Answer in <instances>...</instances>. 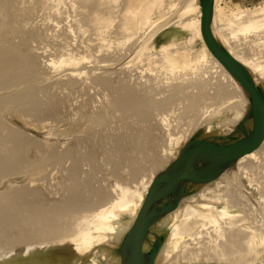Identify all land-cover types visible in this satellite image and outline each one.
<instances>
[{
	"label": "water",
	"instance_id": "1",
	"mask_svg": "<svg viewBox=\"0 0 264 264\" xmlns=\"http://www.w3.org/2000/svg\"><path fill=\"white\" fill-rule=\"evenodd\" d=\"M162 1L127 31L126 0H0V264H264V74L231 52L222 27L264 2L227 11L183 0L150 20ZM76 11L85 29L117 22L121 46L141 38L124 58L93 63L62 43ZM198 15L201 40L187 27ZM230 45L264 64V26ZM151 57L162 70L129 83ZM90 90L106 102L69 120Z\"/></svg>",
	"mask_w": 264,
	"mask_h": 264
},
{
	"label": "rangeland",
	"instance_id": "2",
	"mask_svg": "<svg viewBox=\"0 0 264 264\" xmlns=\"http://www.w3.org/2000/svg\"><path fill=\"white\" fill-rule=\"evenodd\" d=\"M176 1V2H175ZM183 0H163L157 7V9L153 12V14L150 16V20H155L156 18L167 15L170 13L172 9H170L171 4H176L175 7H178ZM264 0H223L221 7L225 8L227 11L231 10L235 6H239L241 8H254L255 6L263 3ZM171 3V4H170ZM170 4V5H169ZM116 11V9H115ZM73 17V18H72ZM82 17H79L76 11V15L73 13L72 16L69 17V21H72V23H69L67 28L65 29V39L62 41L63 45L66 46L67 49H79L81 46L84 47V51L88 52L92 58L93 63L96 62H103L106 61L108 58L111 60H114L115 62L124 58L127 56L134 45V43H137L136 40H139L141 38V35L139 32L137 35L134 36L130 41V45H120V42L124 40L123 38L126 37L124 35H121L118 32V23L115 22L112 27L106 29L101 27H95L91 29H85L81 26H79L82 23V20L80 21ZM80 21V22H79ZM79 22V24H78ZM72 28L73 30H70ZM184 36L183 42L186 43V37L190 38L189 34H186L185 32L182 33ZM179 38V41L182 40ZM187 48L189 51L193 53V55H197L200 47L198 45L197 40L191 41L190 39H187ZM71 53V52H69ZM159 59L158 58H147L141 65V66H134L131 67L129 70H132L131 74L127 73V81L129 83H135V81L139 78H143L145 75L143 72H139V70H143L146 73H148L147 78H152L153 76L150 75L156 71L157 68L160 70L161 67L158 66ZM139 68V69H138ZM205 68L203 67L201 72H204ZM140 73V74H139ZM184 74H187L185 76H181V81L184 80L185 82H192L193 81V72H183ZM164 75V73H163ZM161 75V72L157 71L156 75L154 77L163 76ZM87 81L91 82L89 79ZM97 90V89H96ZM96 90H90L88 95L86 97L82 96H75L71 102L70 105H68L66 109V115L68 116L69 120H75L77 116V112L83 107L87 106L91 109H98L102 106L104 101L107 100V94L98 92ZM79 94V93H78ZM91 95L94 96V98H91ZM76 114V115H75ZM169 124H171V121H169ZM77 125V124H76ZM115 126L119 129L122 128L120 122L118 121L115 123ZM79 129L84 130L82 127L77 126ZM175 126H171V130H174ZM161 136H165V133H162Z\"/></svg>",
	"mask_w": 264,
	"mask_h": 264
},
{
	"label": "bare ground",
	"instance_id": "3",
	"mask_svg": "<svg viewBox=\"0 0 264 264\" xmlns=\"http://www.w3.org/2000/svg\"><path fill=\"white\" fill-rule=\"evenodd\" d=\"M157 0H153L150 3H147V0H126L128 6H127V17L124 18V30H132L135 29L138 25V19L141 15V13L144 11L145 7L148 8V11L151 12L152 8L154 7L155 3ZM168 1V0H167ZM176 2V1H175ZM171 4V3H170ZM169 4V5H170ZM176 6V4H174ZM129 14V16H128ZM264 16V6H261L260 8H257L255 10H241L239 9L236 13H233V20L230 22L225 23L222 25L223 31L226 36L225 44L229 47L231 52L239 58L241 61L249 65L251 68H253L256 72H259L261 74H264V64H261L260 62H257L252 58V61L250 62L248 59L244 58L238 51L230 45L232 37H236L238 34H248L251 32H256L257 30L261 29L264 26L263 18ZM199 24H200V16L198 15L197 19L192 23H189L187 27H189L191 30L194 31V34L197 38L201 40L200 37V32H199ZM170 46H163L162 47V52H167L170 49ZM172 47V46H171ZM170 55V54H169ZM201 57L209 60L216 68L217 70L225 77L228 83L230 85H233L235 89L237 90L238 87L235 85V83L231 80V78L225 73V71L217 64V62L209 55L208 51L204 46H202V51H201ZM186 65H189L188 62ZM170 65L172 68L177 69L179 68V61L175 58L170 57ZM100 83L103 84V81ZM232 88L225 87L222 85L221 87H218V94L219 95H224L228 96L229 94L232 93ZM239 90V89H238ZM217 92V91H216ZM240 93V92H239ZM135 102H131V106L134 105ZM138 104V103H137ZM141 105V103L139 102ZM138 104V105H139ZM118 105V104H117ZM131 106H128L129 108ZM147 110L146 106L145 109ZM207 206L209 204L207 203ZM187 214L190 217L198 215L197 212L192 211L190 209H187ZM210 218L214 219L213 215H208Z\"/></svg>",
	"mask_w": 264,
	"mask_h": 264
}]
</instances>
